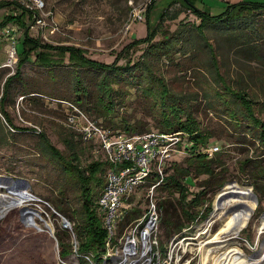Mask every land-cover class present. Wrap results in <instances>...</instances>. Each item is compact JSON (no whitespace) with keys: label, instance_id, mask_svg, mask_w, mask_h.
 I'll return each instance as SVG.
<instances>
[{"label":"rangeland","instance_id":"rangeland-1","mask_svg":"<svg viewBox=\"0 0 264 264\" xmlns=\"http://www.w3.org/2000/svg\"><path fill=\"white\" fill-rule=\"evenodd\" d=\"M3 1H16L36 10L37 17L41 19L40 23H36L33 17H29L25 12L23 21L28 26V34L41 43L53 47H79L84 50L86 57L105 63H112L116 59V64L123 66L129 60L139 71H142L144 66L149 68V73L145 72L151 76L149 78L141 76L137 69L111 76L116 80L111 81L113 108L109 109V113L97 100L98 80L103 73L89 69L80 70L83 82L91 93L88 105L93 111L88 115L110 130L124 131L123 125L126 123L136 126L141 132L159 130V98L154 92L157 93L155 89H159L156 79H162L169 93L179 97L184 105H187L199 128L210 135L207 143L219 147L215 154L220 155L223 164L215 171H218L220 177L216 181L220 183L217 185L215 180H211L206 199L197 208L202 210L207 204L211 206L207 215L210 226L204 236H227L228 246L240 248L246 257V263L254 258H262L264 177H253V165L257 163L253 159L264 156L260 155L263 150L258 146L257 139L252 137L244 120L242 128L237 129L228 114L211 109V106L219 103L214 96L216 89L221 87V82L215 73L207 48L203 45L206 38L215 49V63L219 75H222L230 89L247 93L254 101L255 116L264 122V11L251 12L238 24L210 25L202 38L195 30L199 20L179 3L174 4L168 10V16L157 24L159 14L174 0H42L43 5L38 9L34 7L35 0H0ZM241 1L243 0H195L194 4L215 14L223 10L225 2ZM139 9L142 10L143 17L139 21L134 20L133 13ZM178 9L181 10L180 14L176 18H170L169 16ZM10 12L18 13L19 10L13 5L0 6V21ZM147 20L151 27L157 24L154 43L165 45L164 35L169 37L173 45L168 50L148 54L146 43L125 49L133 40L146 36ZM7 24L17 26L16 36L20 40L25 28L18 23ZM16 48L20 49V43L17 42ZM6 49L7 42L1 39L0 97L5 78L15 71V65L3 66L6 61ZM49 53L51 58L58 59L56 62L59 65L48 68L40 66L34 61L35 56L32 54L29 61L22 66L20 78L10 85L4 109L14 128L5 121L0 112V178L10 179L6 182L0 181V195L16 196L17 190L10 189L12 181L23 179L28 186L21 190L35 197L23 200L3 216L0 214V264H91L85 258L86 261L81 262L73 252L66 259L59 257L55 231L65 233L64 241L72 244V250L73 237L71 229L63 226L62 217H65L58 213L53 205L62 202L71 215H76V211L80 210L81 199L78 184L68 174L63 163H59L46 152L39 133L44 134L64 155L70 152L64 141L66 139L69 148L75 147L77 162L81 168L104 157L97 146L83 142L78 132L65 124L63 107L48 99H73L75 72L69 65L67 55L59 59V55L53 50ZM151 81L152 89H149ZM222 91L226 92L224 89ZM189 153L176 152L170 162H176L187 169L188 178L193 179L195 186L202 185L208 177L206 174L194 176V167L187 160L191 155ZM245 158H252L254 164L248 163L246 167L241 168L240 163ZM260 161L264 163V158ZM169 172H172L171 168ZM100 177L102 181L98 191L105 182L104 172ZM228 183L249 187L256 197V200L249 198V201L254 203L251 217L236 237L219 232L225 225L219 217L220 213L214 211L216 195L221 193ZM256 184L258 190L254 189ZM260 187L263 190H260ZM140 192L143 191L139 190L132 196L138 209L145 204L143 193L140 195ZM167 198L172 202L176 199L175 195L168 194ZM221 198L223 196L219 199ZM1 202L2 200L0 207ZM22 205L36 209L33 219L40 228L23 222L20 211ZM65 219L73 226L74 218ZM181 219L182 228L188 221ZM45 224L51 227V235ZM164 232L162 225L160 239L165 243L171 235L167 237ZM214 244L211 242L209 245ZM192 253L193 251L187 254ZM213 253L215 254L214 251ZM203 256V252L199 251L188 264L203 261ZM228 258L233 263L241 257L234 254ZM206 262L213 264L209 257Z\"/></svg>","mask_w":264,"mask_h":264},{"label":"trees","instance_id":"trees-1","mask_svg":"<svg viewBox=\"0 0 264 264\" xmlns=\"http://www.w3.org/2000/svg\"><path fill=\"white\" fill-rule=\"evenodd\" d=\"M153 1V0H152ZM183 2H178L176 0L171 1L169 5L159 14L157 20L163 21L166 16H168V10L176 3H179L180 6L189 10L196 18L199 20V23L196 25L195 30L199 36L204 38V32L210 25H234L242 22L241 20L245 18L251 12L264 11V0L257 1H248L243 0L238 3H228L225 2L223 10L218 13L212 14L211 12L205 10V8H198L195 4V0H182ZM13 5L19 10L18 13L10 12L5 15L0 21V28L7 23H18L21 27H24L23 37L19 40L20 49H17V61L15 64L14 73L8 75L3 84V93L0 97V112L3 114L5 121L12 127L11 120L8 116L7 111L4 109L5 102L8 96V91L11 83L14 80L20 78L21 68L24 63L29 61V58L34 54V61L43 67H51L59 65L56 62L58 59H53L49 56V52L52 50L59 55L60 57L67 55L69 65L75 70L74 78V98H59V97H48V99L60 107H63L64 118L66 116L67 107L63 105L64 102H69L76 105L81 111L85 114H89L93 111L92 107H89L88 102L91 101V93L87 85L84 84L81 71L82 69H89L92 71L102 72V77L98 80L97 86V100L104 106V110L109 113V109L113 108L111 103L113 88L111 86V81L116 80L111 76H117L119 73L130 72L133 69H137L136 65L130 64L128 60L123 66L116 64V59L112 63H105L95 59L88 58L84 55V50L67 45H59L53 47L49 44L41 43L37 39L32 38L28 34V26L25 25L23 15L28 14L29 17L37 15L35 9L20 5L16 1H3L0 2V6ZM149 10V7L146 11ZM25 12V13H24ZM181 10L178 9L170 18H176L180 14ZM146 17V18H147ZM156 24V26H157ZM156 26L151 27L149 21L147 20V34L146 36L135 39L126 48L134 47L139 43H146L147 53L155 54L156 52H163V50H168L173 44L169 41V37L164 35L166 40L165 45H159L154 43L153 39L157 34ZM17 46V44H16ZM207 48V53L209 54L211 63L215 70V73L220 78V84L222 89L217 88L215 92V98L218 100L215 106H211L213 111H220L228 114L232 122L235 123L237 129L242 128L243 121L246 122V125L249 127L252 137H255L258 142V146L263 150L260 155L264 154V122L257 118L254 114V101L251 100L247 93L230 89L226 84L225 79L222 75L218 73V66L215 63L216 52L213 46L204 38V45ZM128 50V49H127ZM122 56V53L119 54ZM117 58V57H116ZM138 67V66H137ZM138 70V69H137ZM139 71V70H138ZM149 73V68L144 66L142 71H139L141 76L146 78L151 77L146 75ZM155 80V79H154ZM159 84V89L154 92L159 98L158 110L160 113V120L158 122V129L160 131H183L187 135V140L192 142V146L189 148L190 158L187 159L190 161V165L194 167V176L200 174H206L208 179L203 181L202 185L195 186L193 179L188 178V171L177 164L176 162H171L167 167V175L164 178V182L157 189V196L160 197L158 200V207L160 210V234L161 227L165 228V236L173 237L181 229V218H184L188 223L194 221L197 215L201 212L202 218H205L211 211V206L207 204L204 209L201 211L197 208L204 203L206 199L207 188L210 187L211 180H215V184L220 182L216 181L217 178H220L218 175V168L223 164L220 160V155L215 153L211 157H206L205 153L201 151L202 147H206L209 144L208 138L209 134L205 131H202L199 128V124L192 116L190 109L187 105H184V102L179 99V97H174L169 93V89L165 82L162 79H156ZM149 89H152L153 81H151ZM57 96V95H52ZM210 107V106H209ZM90 115V114H89ZM88 115V116H89ZM90 117V116H89ZM91 118V117H90ZM95 122L96 119L91 118ZM102 125L101 123L97 122ZM103 126V125H102ZM106 127V126H104ZM107 128V127H106ZM124 132L134 133L141 132L136 126L129 125L128 123L123 125ZM80 136V135H79ZM39 137L43 144L45 145L46 152L59 163H63L64 168L67 170L68 174L74 178L78 184L79 193H80V210L76 211V215H71L66 205L62 202L55 203L53 205L54 209L63 215L65 218L70 219L74 218L75 222L71 226V234L73 239L76 241L77 249L75 254L79 257L81 262H84V255H88L90 261L93 263L100 262V254L103 249L104 241L106 238V231L103 226L102 214L97 207V198L100 194L98 191V186H101L102 178L100 175L104 172V177L108 168V162L105 159H96L88 163L85 167H79L77 162L76 150L74 146H70L69 142L64 139L65 144H67L68 152L67 155H64L58 148H56L49 139L42 133H39ZM81 139V138H80ZM264 156L256 157L253 159L256 164L252 163V158H245V160L240 163L241 168L246 167L248 163L254 164L253 172L254 176L257 178L264 177V163L261 162ZM192 159V160H191ZM253 161V162H254ZM176 163V164H175ZM169 168L172 169V172H169ZM223 168V167H221ZM182 176V178H180ZM217 176V177H216ZM105 180V178H104ZM154 177L151 176L145 182V186H148ZM253 183H251L252 185ZM103 187V186H102ZM255 190H258V184L254 187ZM260 190L263 188L260 187ZM168 195H175V202L170 201V198H167ZM163 196V197H162ZM197 209V210H196ZM141 209L136 208L135 206L126 214L124 222H130L132 219L139 216ZM55 236L57 239V244L59 246V257L61 259H66L73 252L72 244L65 243L64 241V232L55 231ZM161 243H164L160 239ZM86 261V260H85Z\"/></svg>","mask_w":264,"mask_h":264},{"label":"built area","instance_id":"built-area-1","mask_svg":"<svg viewBox=\"0 0 264 264\" xmlns=\"http://www.w3.org/2000/svg\"><path fill=\"white\" fill-rule=\"evenodd\" d=\"M42 5V0H35L36 9ZM142 17L141 9L133 13L134 20L139 21ZM34 21L40 23L41 19L36 15ZM17 31V26L13 24H5L0 29V40L7 42L3 66L12 67L16 64ZM63 105L67 110L70 108L66 112L65 124L76 130L83 142L97 146L108 162L105 182L97 198V207L102 214L106 231L101 260L93 263L88 255L83 257L91 264H188L199 252L194 245L205 237L210 226L209 218H202L200 212L194 221L182 227L165 243H161V214L158 207L160 197L157 196V189L164 182L166 169L173 155L176 152L188 153L192 146L186 133L150 130L130 134L113 131L92 120L76 105L69 102H64ZM218 149L217 145L210 144L202 147L201 151L206 157H211ZM151 176L154 180L145 186L146 180ZM139 190L143 191L140 195L143 193L144 207L138 217L125 223L126 214L135 206L132 196ZM202 220L204 221L199 222ZM62 222L65 228L71 229L70 223L63 217ZM76 249V241L73 239V253ZM192 251L191 255L187 254ZM194 264L207 262L201 260Z\"/></svg>","mask_w":264,"mask_h":264},{"label":"bare ground","instance_id":"bare-ground-1","mask_svg":"<svg viewBox=\"0 0 264 264\" xmlns=\"http://www.w3.org/2000/svg\"><path fill=\"white\" fill-rule=\"evenodd\" d=\"M222 192L223 198L219 199L218 201L216 200V202L214 201V211L216 213H220L219 217L222 218L224 222L223 225H225L224 228L219 232H221V234L229 233L232 235V237H236L238 235V232L247 224L251 217L254 206V203L249 201V198L252 199L251 189L249 187L241 186L236 183H228L222 189ZM33 198H35L34 195L21 189H18L16 191V196L1 194L0 200H2V205L0 207V214H2L3 216L10 209L21 204L23 200ZM23 207L29 208L26 205L21 206V208ZM28 210L29 212L26 213L25 220L23 222L27 225L40 228L38 223L33 219L36 209L31 207ZM263 225L264 220H262V226ZM45 226L48 231H52L51 227H49L47 224H45ZM50 231L49 233L51 235L52 233ZM215 237L216 235H214L212 238L210 236H205V238L202 237L197 242V244L194 245V247L198 251L203 252V261H207L209 257L212 260L213 264H225V262L229 259V256L239 254V256L241 257L240 259L233 261V263H231L232 261L229 259V262L227 264H264V254L262 258L254 259L253 261L246 263V257L240 248H237L236 246H228L229 242H227L226 240L227 236H222L220 238ZM211 242H214L215 244L213 246L209 245ZM207 245L209 246L205 248V246ZM192 247L193 245H191V248ZM214 247H216L217 249H214ZM213 251L215 252V254L213 253Z\"/></svg>","mask_w":264,"mask_h":264},{"label":"water","instance_id":"water-1","mask_svg":"<svg viewBox=\"0 0 264 264\" xmlns=\"http://www.w3.org/2000/svg\"><path fill=\"white\" fill-rule=\"evenodd\" d=\"M8 180H10L8 177H1L0 178V181H8ZM12 186L10 187V189H15V190H18V189H23V188H26L27 186H28V184H27V182L25 181V180H23V179H18V180H15V181H12ZM221 196H223V192H221V193H218L217 195H216V200L218 201L219 200V198L221 197ZM251 198L253 199V200H256V197H255V195L254 194H252L251 193ZM29 208H21L20 209V211H21V216H22V220L24 221L25 220V215H26V213H28L29 212V210H28ZM50 231V230H49ZM51 233H52V231H50Z\"/></svg>","mask_w":264,"mask_h":264}]
</instances>
